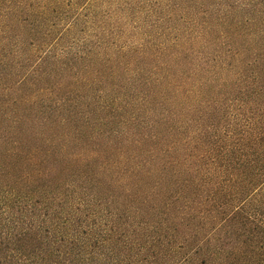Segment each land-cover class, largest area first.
<instances>
[{
	"label": "trees",
	"instance_id": "obj_1",
	"mask_svg": "<svg viewBox=\"0 0 264 264\" xmlns=\"http://www.w3.org/2000/svg\"><path fill=\"white\" fill-rule=\"evenodd\" d=\"M93 1L0 0V264H264V0H153L150 69Z\"/></svg>",
	"mask_w": 264,
	"mask_h": 264
},
{
	"label": "rangeland",
	"instance_id": "obj_2",
	"mask_svg": "<svg viewBox=\"0 0 264 264\" xmlns=\"http://www.w3.org/2000/svg\"><path fill=\"white\" fill-rule=\"evenodd\" d=\"M95 11L100 12L101 31L111 43L125 45L145 55L140 67L150 69L156 65L158 55L166 41L164 28L154 26L157 15L152 16L153 0H94ZM165 27V25H164ZM143 61L147 62L143 64ZM133 68V67H132ZM134 69V68H133Z\"/></svg>",
	"mask_w": 264,
	"mask_h": 264
}]
</instances>
